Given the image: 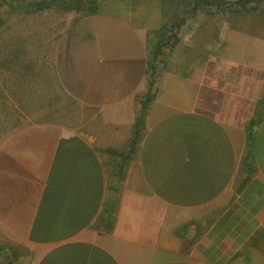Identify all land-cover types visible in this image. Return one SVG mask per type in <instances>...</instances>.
Returning a JSON list of instances; mask_svg holds the SVG:
<instances>
[{"label":"crops","instance_id":"crops-1","mask_svg":"<svg viewBox=\"0 0 264 264\" xmlns=\"http://www.w3.org/2000/svg\"><path fill=\"white\" fill-rule=\"evenodd\" d=\"M65 1L23 14L47 122L0 89V264H264L263 16L183 27L137 127L167 0Z\"/></svg>","mask_w":264,"mask_h":264},{"label":"rangeland","instance_id":"rangeland-1","mask_svg":"<svg viewBox=\"0 0 264 264\" xmlns=\"http://www.w3.org/2000/svg\"><path fill=\"white\" fill-rule=\"evenodd\" d=\"M195 2V0H167L166 9L167 14H169L166 16L169 22L167 26L174 25L179 20L182 25L180 29L177 28L178 33H180L183 27L189 26V24L195 25V23H198L201 29L208 28L210 31H221L225 21L231 22L234 16L238 17L244 14L247 17H251L250 13L255 12L260 13L264 18V2L258 4L251 3L245 7L220 5L210 7L209 5H205L200 6L198 9H195ZM28 3H30V0L16 2L17 6H21V11L15 10L16 6H9L4 9L5 20L3 19V25L0 29V80L2 82L0 89L6 96L12 95V98L16 95L24 97L25 115L30 116L34 113L32 119L24 118L25 125L31 122H47V119H38L37 116L39 110L43 109L46 111L49 105L47 95L40 92L34 94L33 85L35 83L32 79L43 76V71H39L42 69L38 68L47 65V61L43 62L41 58L43 50H45L43 48L49 42L47 38L50 34H42L41 31L38 33L37 29L33 28L32 22L34 20L32 17L34 16H31V14L23 15ZM62 8L70 7L66 5L62 6ZM1 11L2 9H0ZM16 11L20 12L19 15H16L18 14ZM250 20L247 19L245 23H251ZM157 33L154 32V34L148 36L152 53H154L153 42L157 39ZM174 41L175 39L165 49L174 47L176 45ZM165 49L163 53L166 51ZM158 60L156 63L157 68L166 69L165 59L160 58ZM28 100L31 102H26ZM67 104L71 107L70 112L76 108L75 103L68 100L64 104L56 103V106H67ZM56 106L55 109L57 108ZM65 108L67 110V107ZM59 110L62 111V108L60 107Z\"/></svg>","mask_w":264,"mask_h":264},{"label":"trees","instance_id":"trees-1","mask_svg":"<svg viewBox=\"0 0 264 264\" xmlns=\"http://www.w3.org/2000/svg\"><path fill=\"white\" fill-rule=\"evenodd\" d=\"M11 1H17V0H3L0 2V9H2V6L6 3L9 4ZM31 3L27 4V9L33 8L35 11H42L45 8L49 7L50 5L57 3L61 0H30ZM65 1V0H64ZM70 2H63L62 6H69L70 9H75L76 11H87V12H94L96 10L97 4L99 0H69ZM195 9H198L200 6L209 5L210 7L214 5H220V6H248L251 3H261L264 2V0H246L241 1L237 3H229L222 0H195ZM195 12V10H194ZM3 14L2 11L0 12V29L3 25ZM182 24L179 22V20L176 21L174 25L171 26H165L163 29L158 32L157 39L154 40L153 46H154V53H152V57L150 58L149 62V68L151 69V77H150V83L148 92L146 94V99L143 102V112L138 117L139 125H141L144 122L145 119V111L148 109L149 105L151 104L152 100L154 99L156 95V83H157V61L160 59L161 54L163 53L166 46L170 45L172 40L175 39L174 43L176 44L178 42V29H180V26ZM139 137L138 130L136 133V138ZM10 257L14 259V251L10 254ZM10 264H14V261H11Z\"/></svg>","mask_w":264,"mask_h":264},{"label":"water","instance_id":"water-1","mask_svg":"<svg viewBox=\"0 0 264 264\" xmlns=\"http://www.w3.org/2000/svg\"><path fill=\"white\" fill-rule=\"evenodd\" d=\"M222 1L229 2V3H237V2L246 1V0H222Z\"/></svg>","mask_w":264,"mask_h":264}]
</instances>
